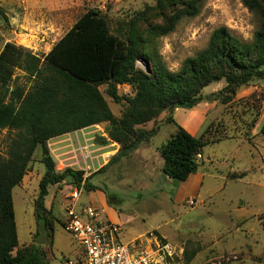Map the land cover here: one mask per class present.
Segmentation results:
<instances>
[{
  "label": "rangeland",
  "instance_id": "rangeland-1",
  "mask_svg": "<svg viewBox=\"0 0 264 264\" xmlns=\"http://www.w3.org/2000/svg\"><path fill=\"white\" fill-rule=\"evenodd\" d=\"M156 5L157 0H0V53L6 43H14L37 56L47 55L90 8L106 14L117 30L121 23ZM221 27L250 42L259 20L242 0H206L197 17L182 20L174 32L156 41L157 52L166 66L177 72L186 59L208 46ZM139 64L146 67L142 60ZM16 77L20 84L31 85L22 71L17 70ZM225 86L224 81L213 83L204 94L220 92ZM100 90L114 114L122 116L126 105L117 104L108 95V85ZM119 94L134 96V91L121 85ZM201 110L207 119L198 136L210 129L216 137L228 138L204 148L200 170L188 181H170L162 172L158 150L178 125L184 127L191 116L195 120ZM171 117L175 123H170ZM256 119V127L251 128ZM263 124L264 81H253L228 105L203 102L192 110L163 113L145 126L148 131L158 129L149 143L101 172L118 148V144L103 145L97 139L106 136L104 126H95L92 134L76 131L60 136L61 145L73 150L65 162L51 153L58 172L73 168L90 178L88 183L95 189L84 193L81 201L104 211L121 226V242L154 234L184 250L183 264H264ZM186 127L192 131L188 124ZM15 138L17 132L0 131V157H8ZM44 171L38 149L23 183L13 192L20 246L36 244L39 238L41 224L35 215V201ZM71 186L68 182L53 186L46 198L47 208L53 209L58 220L54 239L47 234L41 245L49 264H62L65 258L77 256L78 245L63 226L64 198ZM192 198L196 205L187 203Z\"/></svg>",
  "mask_w": 264,
  "mask_h": 264
},
{
  "label": "trees",
  "instance_id": "trees-1",
  "mask_svg": "<svg viewBox=\"0 0 264 264\" xmlns=\"http://www.w3.org/2000/svg\"><path fill=\"white\" fill-rule=\"evenodd\" d=\"M205 1L157 0L155 7L137 13L117 30L106 14L90 8L45 56L14 43L5 44L0 53V131L17 132V138L8 157H0V264H49L43 247L20 246L13 199L37 150L42 152L45 171L35 215L39 224H46L48 238L54 239L58 223L53 209L46 206L50 188L67 182L72 188L85 179L84 171H57L49 146L52 139L104 126L106 136L97 139L120 148L101 172L149 143L158 129L148 131L145 126L163 113L192 110L203 102L228 105L240 89L253 81H264V0H242L259 20L252 41L221 27L212 34L208 46L186 59L179 71L166 66L156 41L174 32L182 20L197 17ZM17 70L24 73L29 87L17 81ZM221 81L225 88L205 96L207 87ZM103 85H108L107 93L117 104L126 105L122 116L112 111L100 90ZM121 85L131 86L134 96L120 95ZM170 123L175 119L171 117ZM261 134L264 136V124ZM227 138L216 137L210 129L197 137L178 125L158 150L162 172L175 181H188L200 170L204 148ZM89 179L84 193L95 189Z\"/></svg>",
  "mask_w": 264,
  "mask_h": 264
},
{
  "label": "built area",
  "instance_id": "built-area-1",
  "mask_svg": "<svg viewBox=\"0 0 264 264\" xmlns=\"http://www.w3.org/2000/svg\"><path fill=\"white\" fill-rule=\"evenodd\" d=\"M86 178L64 198L65 229L78 245V252L62 264H183L184 250L154 234L121 242V226L104 211L82 203ZM187 203L193 206L196 200Z\"/></svg>",
  "mask_w": 264,
  "mask_h": 264
},
{
  "label": "crops",
  "instance_id": "crops-1",
  "mask_svg": "<svg viewBox=\"0 0 264 264\" xmlns=\"http://www.w3.org/2000/svg\"><path fill=\"white\" fill-rule=\"evenodd\" d=\"M117 1H122V0H117ZM200 115L198 114V116L195 117V120H193L192 118L194 116H191L189 119H186L185 120V124L184 127L187 129V124L192 128V131H189L191 134L195 135V136H198L199 134V130L201 129V127L203 126V124L205 123V120L207 119V116L204 112V110H201L200 111ZM206 117V118H205ZM95 126L93 127H89V128H86V129H83L79 132H83L85 133L86 131H89L87 134H92L96 131H92L94 129ZM195 130V131H193ZM77 132V133H79ZM62 137V136H61ZM60 137H57L55 139H52V142H49V146H50V149H51V152L56 155V156H59L58 158L60 159L61 162H65L67 159H69L71 157V153L73 150H69L67 149L68 147H66L65 145H61V142H60V139H58ZM57 141V142H56ZM114 145H117L116 143H114ZM53 146V147H52ZM118 148L115 150V154L119 151V145H117ZM114 154V155H115ZM113 155V156H114ZM110 160V159H109ZM106 161L104 163V165H106L108 162ZM163 164V163H162ZM104 165H101L100 167H103ZM163 166V165H162ZM162 168V167H161ZM168 179L170 181H172L173 179L172 178H169ZM175 181V180H174Z\"/></svg>",
  "mask_w": 264,
  "mask_h": 264
},
{
  "label": "water",
  "instance_id": "water-1",
  "mask_svg": "<svg viewBox=\"0 0 264 264\" xmlns=\"http://www.w3.org/2000/svg\"><path fill=\"white\" fill-rule=\"evenodd\" d=\"M147 72H150L149 68H146ZM170 178V177H169ZM47 239V230H46V224H42L40 228V236L36 240V245L41 246L44 245Z\"/></svg>",
  "mask_w": 264,
  "mask_h": 264
}]
</instances>
